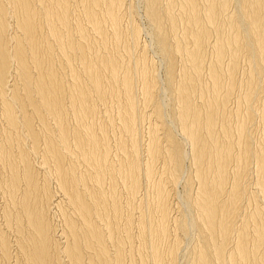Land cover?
<instances>
[{
    "label": "bare ground",
    "instance_id": "bare-ground-1",
    "mask_svg": "<svg viewBox=\"0 0 264 264\" xmlns=\"http://www.w3.org/2000/svg\"><path fill=\"white\" fill-rule=\"evenodd\" d=\"M0 264H264V0H0Z\"/></svg>",
    "mask_w": 264,
    "mask_h": 264
}]
</instances>
